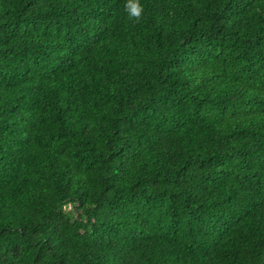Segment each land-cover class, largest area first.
<instances>
[{"label":"trees","instance_id":"obj_1","mask_svg":"<svg viewBox=\"0 0 264 264\" xmlns=\"http://www.w3.org/2000/svg\"><path fill=\"white\" fill-rule=\"evenodd\" d=\"M0 0V264H264V0Z\"/></svg>","mask_w":264,"mask_h":264},{"label":"clouds","instance_id":"obj_2","mask_svg":"<svg viewBox=\"0 0 264 264\" xmlns=\"http://www.w3.org/2000/svg\"><path fill=\"white\" fill-rule=\"evenodd\" d=\"M126 10L130 8L131 14L139 19L143 13V6L139 4V0L136 3L125 6Z\"/></svg>","mask_w":264,"mask_h":264}]
</instances>
